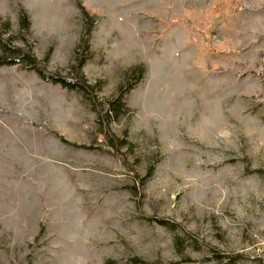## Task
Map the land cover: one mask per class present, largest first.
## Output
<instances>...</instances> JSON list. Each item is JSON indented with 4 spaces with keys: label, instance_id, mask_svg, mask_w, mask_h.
<instances>
[{
    "label": "rangeland",
    "instance_id": "1",
    "mask_svg": "<svg viewBox=\"0 0 264 264\" xmlns=\"http://www.w3.org/2000/svg\"><path fill=\"white\" fill-rule=\"evenodd\" d=\"M0 31L44 75L0 63V264H264V0H0Z\"/></svg>",
    "mask_w": 264,
    "mask_h": 264
},
{
    "label": "trees",
    "instance_id": "2",
    "mask_svg": "<svg viewBox=\"0 0 264 264\" xmlns=\"http://www.w3.org/2000/svg\"><path fill=\"white\" fill-rule=\"evenodd\" d=\"M20 24L23 28L29 29L30 20L28 19V15L23 13L20 15ZM0 50L4 53V60L0 61V63L8 64V65H21L27 66V68L34 70L40 77H43V71L39 68V62L35 55L28 48H23L20 46L12 45L9 40L5 37L4 33L0 31ZM83 65V62L78 63V68L80 69ZM55 83H59L62 87L67 89H76L78 83L76 81H68L63 78L52 77ZM121 107V104L119 105ZM116 106H112L109 110H113L115 112ZM117 115V114H115ZM84 148H88V146L79 145ZM167 224V223H165ZM232 260L234 256L231 255ZM233 262V261H232Z\"/></svg>",
    "mask_w": 264,
    "mask_h": 264
}]
</instances>
